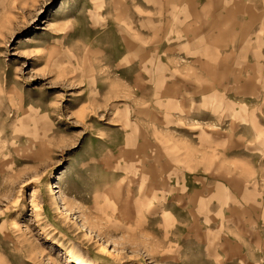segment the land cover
Instances as JSON below:
<instances>
[{"label":"rangeland","instance_id":"374dc122","mask_svg":"<svg viewBox=\"0 0 264 264\" xmlns=\"http://www.w3.org/2000/svg\"><path fill=\"white\" fill-rule=\"evenodd\" d=\"M0 264H264V0H0Z\"/></svg>","mask_w":264,"mask_h":264}]
</instances>
